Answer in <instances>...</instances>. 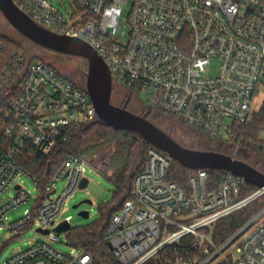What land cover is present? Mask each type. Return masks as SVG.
<instances>
[{
    "label": "built area",
    "instance_id": "built-area-1",
    "mask_svg": "<svg viewBox=\"0 0 264 264\" xmlns=\"http://www.w3.org/2000/svg\"><path fill=\"white\" fill-rule=\"evenodd\" d=\"M14 1L52 30L86 39L117 86L145 93L153 107L210 137L234 140L235 123L248 121L255 111L264 84V0H75L68 16L49 0ZM4 95L10 142L0 148V196L13 187L16 193L0 203V236L3 229L20 233L36 226L43 237L0 264H88L87 249L77 254L54 246L60 240L56 226L87 177V166L109 175V157L103 162L70 154L45 186L49 197L17 220L9 221L8 214L31 199L30 191L15 183L18 174L37 183L18 162L26 144L48 153L72 131L97 121L94 103L85 87L27 55H17L13 68L1 71L0 100ZM173 160L154 144L146 148L110 216L105 236L114 256L122 264H144L162 253L163 264H264V208L227 239L215 237L218 222L264 194V187L243 196L245 178L228 172L210 183L202 168L185 187L169 178ZM62 178L67 184L55 195Z\"/></svg>",
    "mask_w": 264,
    "mask_h": 264
},
{
    "label": "trees",
    "instance_id": "trees-1",
    "mask_svg": "<svg viewBox=\"0 0 264 264\" xmlns=\"http://www.w3.org/2000/svg\"><path fill=\"white\" fill-rule=\"evenodd\" d=\"M15 55H26V48L23 42L0 32V73L6 68H13L16 63ZM17 81L18 79H15L12 82L13 87H15ZM74 83L80 85L76 82ZM6 98L7 96L4 95L3 99L0 100V148L10 142V139L5 134V128L8 124L6 113L9 110ZM154 111L160 119H174V117L157 107H154ZM234 129L236 131L234 140L209 136L210 141L215 142L218 146L217 148L221 151L223 150V152L238 143V158L251 163L257 168L255 161L264 162V101L260 108L252 113L248 121L235 123ZM150 144L152 143L144 142L141 145V138L138 136L126 130H118L96 121L72 131L66 141L56 145L48 153L42 152L31 143H27L21 151L18 162L26 171L37 178V184L41 189L42 195L37 197L36 203H42L47 194L45 186L70 154L90 158L93 156L99 157L100 152L107 147H111L109 149L113 150L110 158L111 173L107 175L115 184L111 201L99 205L100 216L98 219L89 224L72 225V228L66 232L70 245L90 251L91 261L88 264H122L114 256L105 235L109 228L110 216L119 209L120 203L125 197V191L130 187L129 184L132 182L131 179L135 173L133 170L136 168V158L139 154L143 155L144 159L145 150ZM49 162L51 163V170L47 173ZM195 173L196 169L188 168L173 160L169 178L179 185L189 187L190 178ZM226 173L228 171L225 170L219 172L209 171V182L216 183ZM257 188V186L247 183L244 186V191L250 192ZM263 208L264 194L243 208L221 219L217 224L216 239L218 241L227 239ZM164 259L165 255L162 253L159 257L152 258L144 264H163Z\"/></svg>",
    "mask_w": 264,
    "mask_h": 264
},
{
    "label": "water",
    "instance_id": "water-1",
    "mask_svg": "<svg viewBox=\"0 0 264 264\" xmlns=\"http://www.w3.org/2000/svg\"><path fill=\"white\" fill-rule=\"evenodd\" d=\"M0 12L33 45L55 53L85 59L84 87L94 103L98 122L138 136L141 138V145L144 142L156 145L188 168L196 170L202 168L214 172L225 170L245 178L247 183L258 188L264 187V171L251 163L223 151L186 146L148 116L114 103L112 96L117 86L114 77L103 56L86 39L57 32L37 22L20 9L14 0H0ZM50 170L49 162L47 173ZM88 183L89 179L84 177L80 188L86 187ZM49 196L50 194H47V197ZM83 203H93V201L87 198L76 203L74 207L77 208ZM79 215L88 218L90 211L82 209ZM71 228L72 224L68 220H63L56 226L58 233H66ZM39 230L43 233L48 232V230ZM109 246L112 249L110 242Z\"/></svg>",
    "mask_w": 264,
    "mask_h": 264
},
{
    "label": "rangeland",
    "instance_id": "rangeland-1",
    "mask_svg": "<svg viewBox=\"0 0 264 264\" xmlns=\"http://www.w3.org/2000/svg\"><path fill=\"white\" fill-rule=\"evenodd\" d=\"M49 1H51L53 5H55L65 15L68 16L69 15L68 11L73 8L75 0H49ZM127 13L128 11L125 10L122 16V21L124 22L127 21V16H128ZM0 32L9 35L10 37L16 40L22 41L26 48V55L29 59L38 58L48 62L55 69H57V71L63 77L69 79L72 82H76L84 87V81L83 82L81 81L84 80V72H83L85 69L84 58L55 53L46 50L38 45H33L7 21V19L3 16L1 12H0ZM216 66L217 63L214 62L211 73L216 72L215 71ZM118 87L121 90L126 89L122 86H118ZM134 93H135L134 95L137 98H139L140 101L149 102V98L145 93L142 94H139L137 92ZM263 101H264V84H262V86L260 87L259 93L257 94L254 101V106L258 108ZM164 121H166L165 124L168 126L169 122L167 123V120L165 119ZM164 121L163 122L159 121V122L164 123ZM171 121L173 122L172 129H169V127L167 126H165L166 128L164 126L163 127L168 131H170L173 137H175L182 144L193 148L220 150L217 148L218 146L215 144V142L210 141V137L201 129H196L195 127L185 122L179 121L176 118L171 119ZM109 148L111 147H107L106 149L103 150L104 152L103 151L100 152L101 154L96 160L106 162L108 161L107 157H109L108 159L110 161L113 150L112 149L110 150ZM224 152L230 153L235 157H238L239 155V153L237 152L236 145L230 147L228 150H224ZM142 161H143V155L138 154L136 158V168L133 170L135 173L141 167ZM254 163L256 164L258 169L264 171L263 161L259 160L258 162L255 161ZM85 175L89 179L88 185L84 188L76 189V191L72 194V196L69 198L67 203L64 205V210L59 216V220H64L68 216H71L70 221L73 226L89 224L95 221L96 219H98L100 216L99 205L111 201L115 190L114 182L111 179H109L106 174L96 170L95 168L87 166L85 170ZM15 183H21L26 188V190L30 191L31 199L27 203L9 212L8 214L9 221H14L23 217L26 210H31L34 207L36 203V197H41L42 195L41 189L38 186V184L35 182V180L24 172H20L18 174ZM66 184H67L66 178L60 179L57 182V192L55 195L60 194L64 190ZM130 185L131 183L129 184V186ZM246 191L247 190L243 192V196H247L252 192H254L255 190L250 192H246ZM14 193H16V191L13 187L10 190H8L6 193H4L2 196H0V203L3 202L6 198L11 197ZM87 198L91 199L93 203H83L77 208L74 207L76 203ZM82 209L90 211V216L88 218L79 215V211ZM59 236H60V240L53 242L56 248L68 253L70 252H76L77 254L80 253V249L75 248L69 244L66 233H59ZM38 237H43V236L36 231V226L25 229L20 233L3 229L2 234L0 236V262H2L6 257H8L13 252L29 247L31 242Z\"/></svg>",
    "mask_w": 264,
    "mask_h": 264
},
{
    "label": "flooded vegetation",
    "instance_id": "flooded-vegetation-1",
    "mask_svg": "<svg viewBox=\"0 0 264 264\" xmlns=\"http://www.w3.org/2000/svg\"><path fill=\"white\" fill-rule=\"evenodd\" d=\"M81 81L83 82L84 80H81ZM134 94L135 93L133 90H130L128 88L121 90L119 89L118 86H116L113 92L112 99H113V102L118 105L125 106L128 109H131L137 113L144 114L148 116L149 118L156 120L159 124L161 125L163 124L162 126L164 127L167 126L165 124L166 121H164L165 118L160 119L159 117L156 116L154 107L151 105V103L147 101H140L139 98H137ZM165 120H167V123L169 122L167 127H169V129H172L173 122L170 119H165ZM159 121H162V122L164 121V123H161Z\"/></svg>",
    "mask_w": 264,
    "mask_h": 264
},
{
    "label": "crops",
    "instance_id": "crops-1",
    "mask_svg": "<svg viewBox=\"0 0 264 264\" xmlns=\"http://www.w3.org/2000/svg\"><path fill=\"white\" fill-rule=\"evenodd\" d=\"M262 103H263V102H262ZM262 103H261V104H262ZM260 106H261V105H260ZM260 106H259L258 108L255 107V110H258V109L260 108Z\"/></svg>",
    "mask_w": 264,
    "mask_h": 264
}]
</instances>
